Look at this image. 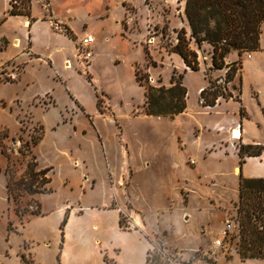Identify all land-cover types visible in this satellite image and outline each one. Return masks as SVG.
I'll list each match as a JSON object with an SVG mask.
<instances>
[{
  "label": "rangeland",
  "instance_id": "1",
  "mask_svg": "<svg viewBox=\"0 0 264 264\" xmlns=\"http://www.w3.org/2000/svg\"><path fill=\"white\" fill-rule=\"evenodd\" d=\"M185 6L33 0L26 17L10 16V0H0V234L12 227L11 214L21 222L42 214L29 192L35 181L33 188L48 194L46 208H121L122 228L150 244L149 264H264L239 257L236 206L239 149L264 136V45L232 52L218 70L213 48L191 42L199 62L192 71L170 51L188 24ZM87 36L96 41L88 65L80 60ZM15 39L22 47L14 48ZM234 64L239 70L228 82ZM180 77L186 112L149 116L147 88L170 87ZM216 89V105L204 106L213 97L202 101L201 91ZM234 128L241 140L233 139Z\"/></svg>",
  "mask_w": 264,
  "mask_h": 264
},
{
  "label": "trees",
  "instance_id": "2",
  "mask_svg": "<svg viewBox=\"0 0 264 264\" xmlns=\"http://www.w3.org/2000/svg\"><path fill=\"white\" fill-rule=\"evenodd\" d=\"M19 1L10 0L9 15L31 17L33 0H23L18 4ZM184 12L190 27V37H186L187 32L182 28L178 31V43L170 51L178 54L192 71L199 70V62L197 52L189 47L191 42L198 48L204 44L213 48L212 63L218 70L226 67L225 59L232 52L241 55L259 50L264 0H186ZM238 70L235 64L231 66L228 82L234 79ZM208 95L213 98L204 106H215L217 89L209 93L204 90L201 99L208 98ZM187 96L188 90L181 77L177 81L173 78L170 87L147 88L145 110L149 116L175 118L186 112ZM263 153L264 145H242L238 154L240 167L246 158L260 157ZM35 183L30 182L29 192L33 195L42 193L33 188ZM236 206L240 227L237 252L240 259L264 260V178H245L241 174ZM65 224L66 221L62 226ZM150 256L149 252L147 264L151 263Z\"/></svg>",
  "mask_w": 264,
  "mask_h": 264
},
{
  "label": "crops",
  "instance_id": "3",
  "mask_svg": "<svg viewBox=\"0 0 264 264\" xmlns=\"http://www.w3.org/2000/svg\"><path fill=\"white\" fill-rule=\"evenodd\" d=\"M185 29L190 33L188 24ZM261 30L260 42L264 45V23ZM4 37L8 44L10 38ZM17 40L19 39L14 41ZM19 41L22 47V40ZM9 47L11 44H8L7 49ZM258 56L264 61V53ZM254 57L256 56L248 61H252ZM262 96L264 93L261 91L259 97ZM243 143L264 145V136ZM241 174L245 178H264V153L260 157L246 158L240 167ZM46 195L48 194H36L42 205L41 215L21 222L16 214H11L12 227L0 234V243L3 245L0 264L147 263L150 244L144 242L136 229L126 231L121 227V208L91 202H86L81 208L64 204L46 208L42 202V197ZM64 221L66 224L62 226ZM140 221L139 217L136 218L134 225L138 227Z\"/></svg>",
  "mask_w": 264,
  "mask_h": 264
},
{
  "label": "built area",
  "instance_id": "4",
  "mask_svg": "<svg viewBox=\"0 0 264 264\" xmlns=\"http://www.w3.org/2000/svg\"><path fill=\"white\" fill-rule=\"evenodd\" d=\"M96 41L95 39L92 37V36H87L86 38H84L82 41H81V48H80V60L83 64H87L89 63V61L93 58V47L95 45ZM86 65V66H87ZM204 90L201 91V93L203 92ZM203 101V99H202ZM235 135L233 134V137ZM241 138H239L240 140ZM231 221H227L226 222V226L228 227L227 229L224 230V235L226 236L229 232H231ZM215 246L219 247L221 246V240H217L215 241L214 243Z\"/></svg>",
  "mask_w": 264,
  "mask_h": 264
},
{
  "label": "bare ground",
  "instance_id": "5",
  "mask_svg": "<svg viewBox=\"0 0 264 264\" xmlns=\"http://www.w3.org/2000/svg\"><path fill=\"white\" fill-rule=\"evenodd\" d=\"M26 25H28V22H26ZM14 46L17 48L20 47V41H14ZM233 134L235 135L234 137L232 135L233 139L239 140V138H242V132L239 130V128L234 129Z\"/></svg>",
  "mask_w": 264,
  "mask_h": 264
}]
</instances>
